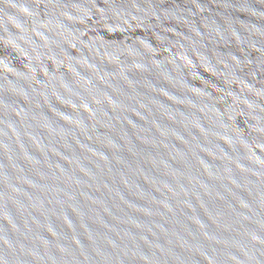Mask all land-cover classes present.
I'll return each instance as SVG.
<instances>
[{
  "label": "water",
  "instance_id": "water-1",
  "mask_svg": "<svg viewBox=\"0 0 264 264\" xmlns=\"http://www.w3.org/2000/svg\"><path fill=\"white\" fill-rule=\"evenodd\" d=\"M0 264H264V0H0Z\"/></svg>",
  "mask_w": 264,
  "mask_h": 264
}]
</instances>
